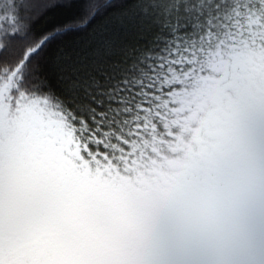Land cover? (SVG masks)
<instances>
[{
    "label": "clouds",
    "instance_id": "clouds-1",
    "mask_svg": "<svg viewBox=\"0 0 264 264\" xmlns=\"http://www.w3.org/2000/svg\"><path fill=\"white\" fill-rule=\"evenodd\" d=\"M18 264H253L264 136L225 129L149 174L80 168L43 124L0 132V250Z\"/></svg>",
    "mask_w": 264,
    "mask_h": 264
},
{
    "label": "snow or ice",
    "instance_id": "snow-or-ice-1",
    "mask_svg": "<svg viewBox=\"0 0 264 264\" xmlns=\"http://www.w3.org/2000/svg\"><path fill=\"white\" fill-rule=\"evenodd\" d=\"M164 2L0 0V132L43 124L80 168L131 169L180 42Z\"/></svg>",
    "mask_w": 264,
    "mask_h": 264
},
{
    "label": "trees",
    "instance_id": "trees-1",
    "mask_svg": "<svg viewBox=\"0 0 264 264\" xmlns=\"http://www.w3.org/2000/svg\"><path fill=\"white\" fill-rule=\"evenodd\" d=\"M162 7L179 20L180 42L161 73L165 91L151 114L157 123L137 145L129 174L175 160L212 128L264 129V0H165ZM17 255L0 250V264H18Z\"/></svg>",
    "mask_w": 264,
    "mask_h": 264
},
{
    "label": "rangeland",
    "instance_id": "rangeland-1",
    "mask_svg": "<svg viewBox=\"0 0 264 264\" xmlns=\"http://www.w3.org/2000/svg\"><path fill=\"white\" fill-rule=\"evenodd\" d=\"M262 122L264 123L263 117H262ZM222 128L223 127L218 126V127L212 128L213 130L212 129L208 130L207 133H209V134L205 135L204 138L202 137V139L206 140L208 138H211L213 136L218 135L219 133L222 132V130H223ZM258 134H261V135L263 134V136H264V129H263V131H259ZM151 172H153V170L148 171L147 173H131V174H129V173H127V171H125L124 173H120L117 175H119L123 179H131L134 176H138V175H142V174H149ZM253 264H264V252L260 253L256 258H254Z\"/></svg>",
    "mask_w": 264,
    "mask_h": 264
}]
</instances>
